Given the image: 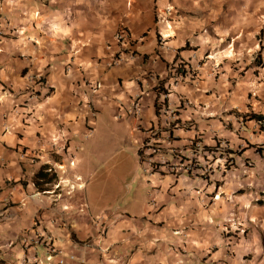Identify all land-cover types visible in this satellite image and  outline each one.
Segmentation results:
<instances>
[{
	"label": "crops",
	"instance_id": "0c3cea01",
	"mask_svg": "<svg viewBox=\"0 0 264 264\" xmlns=\"http://www.w3.org/2000/svg\"><path fill=\"white\" fill-rule=\"evenodd\" d=\"M58 1L0 0V264H48L51 247L86 264H213L212 236L232 241L229 264H264V123L249 116H264V0H90L102 27L82 32ZM123 23L139 40L115 61ZM101 120L115 139L94 136ZM120 131L140 161L152 141L160 163L136 165L140 182L113 206L117 173L101 189L90 176ZM194 140L197 175L185 169ZM59 163L71 177L39 190L34 174ZM219 163L225 194L213 201L202 175Z\"/></svg>",
	"mask_w": 264,
	"mask_h": 264
},
{
	"label": "rangeland",
	"instance_id": "374dc122",
	"mask_svg": "<svg viewBox=\"0 0 264 264\" xmlns=\"http://www.w3.org/2000/svg\"><path fill=\"white\" fill-rule=\"evenodd\" d=\"M90 3H91L90 0H59L58 2H56L57 5L55 7L59 9H63L67 12L68 15L65 18L66 19L65 23L69 25V28H71L72 26L74 30H80L79 32H82V31H88L89 29L92 28L102 27L100 23L98 25L92 23V20L95 18V16L93 15L94 13L90 11V7H91ZM260 42L262 43V41ZM119 135L122 136L123 138L120 139L121 142L119 141L116 142V145L105 144L103 148L99 146V148L96 151V155L93 157V162L95 163L96 166L95 169L96 176L94 177L90 176L91 180L95 179L93 182V185L96 186L95 188L101 189L102 187L108 186L106 183V181L110 179L108 174L110 172L117 173V176L112 177L110 179V181L113 182V192L116 193L115 197H113V199L110 200L113 206L114 205L122 206L123 204H125L129 199V197L131 196L132 190L135 188L137 183L140 182V176L137 177L135 183L132 182L134 167L139 164V169H138L139 175L142 172H144V169L147 167V166L145 167L143 161H140V159L138 158V154H135L136 146H128V144H126L125 136H127V133L125 131H120ZM94 136H98L99 139L113 138L114 129L107 127V124L103 122V120H101L99 129L97 130V133ZM122 146L123 147L126 146L127 148L124 149L122 148ZM255 148L256 150L264 151V144H256ZM212 149L214 148L212 147ZM105 157H109V159L106 160V162L110 163V165L100 166L99 163H101ZM134 157L136 159H134ZM231 160L232 159H230L229 162H231ZM141 162L143 163V165L141 164ZM198 162L200 161L194 162L195 164H197V166L194 165L195 169L198 167L202 169L203 166L198 165ZM116 163L120 168V170L118 169V171H114L111 169L115 166ZM159 163L160 162L154 159L153 166L158 168ZM220 165L221 163H219V165L215 164L214 167L209 168L208 171L205 170L206 171L205 175L204 174L202 175V178H204L207 181V183L211 184L213 187H215V190L217 189L218 191L213 194V201L222 199L225 194V193L221 194L219 192V188L221 187V185H223L221 179L223 174L222 171L223 169L220 167ZM226 167L227 164L225 163V168ZM50 170L56 173L57 177H59L60 172L57 169V166L53 165L52 169ZM211 171L212 174H209ZM192 173L193 175H197L196 171ZM69 175L67 177H71V175L70 176ZM108 198H109V194L105 195L103 197V200H106ZM231 220L229 222H232ZM214 221L216 223V227L220 229L222 225L218 224L219 223L218 221L216 220ZM226 227H227L226 224L222 227V230L224 232H227ZM212 238H213L212 245L210 246V248H208V251L214 255L213 264H229L226 258L225 257L222 258L221 256H222V251H224L223 250L224 248L226 249L228 256L231 255L234 256L236 254V250H234L232 241L231 242L229 241L228 243L225 244L224 242L222 243L221 236H212Z\"/></svg>",
	"mask_w": 264,
	"mask_h": 264
},
{
	"label": "built area",
	"instance_id": "2783aa9c",
	"mask_svg": "<svg viewBox=\"0 0 264 264\" xmlns=\"http://www.w3.org/2000/svg\"><path fill=\"white\" fill-rule=\"evenodd\" d=\"M162 39H164L163 36H162ZM113 40L115 44H117L119 47V49L116 51V54L114 55L115 61L130 59L134 56V53H135L134 45H135V42H137L139 39H137L132 34L128 25H126L125 23L121 24L118 27V29L115 31L113 35ZM38 85L45 86V82L42 79H39L38 81L34 80L32 81L31 85L29 84L27 86V90L34 91V87ZM100 88H101L100 82L90 83V89L93 92H96ZM134 107L136 110L139 107V104L136 102ZM191 144H192V151H195V150L196 151L192 152V156L189 158L190 163H187L185 166V169L186 170L188 169L187 171L189 172L193 171V168L195 165L194 162L197 160L196 153L202 152L205 150L203 145L200 142H196V140L192 141ZM154 150H156V148L152 141H148L140 147L141 160L144 162L145 165L147 163L146 166L152 165L154 163V158L152 157L155 153ZM73 165H74V160H71L70 166H73ZM172 167H175V166H172ZM57 169L60 172L59 183L61 184V182L65 180L67 176L69 175V170H67V168L65 167V164H61V163L58 164ZM74 178L77 182L82 181L81 176L74 175ZM64 186L69 187L68 190H74L76 188V186L72 185L71 183H68L67 185H64ZM78 186L82 188L84 187V183L81 182L80 184H78ZM55 260L57 264H76V262L78 261H80L82 264H86L84 261L80 260V258H78L75 254L66 252L64 250H61L55 247H51L49 249L48 254L45 256V261L48 264H51ZM35 264H43V262L41 263L40 260H38L36 261ZM97 264H109V263L101 260Z\"/></svg>",
	"mask_w": 264,
	"mask_h": 264
},
{
	"label": "trees",
	"instance_id": "16d2710c",
	"mask_svg": "<svg viewBox=\"0 0 264 264\" xmlns=\"http://www.w3.org/2000/svg\"><path fill=\"white\" fill-rule=\"evenodd\" d=\"M255 65L263 66L264 67V58L262 55V49L260 50V53L255 58ZM181 73H185V69L179 68ZM159 111V110H158ZM251 119H256L257 121H260L261 123H264V116L262 114L258 113H251L250 115ZM141 153V152H140ZM52 167L49 164L43 165L35 174H34V183L37 186L39 190H48L49 185L53 184L55 181H57V174L54 173L52 170H50Z\"/></svg>",
	"mask_w": 264,
	"mask_h": 264
}]
</instances>
